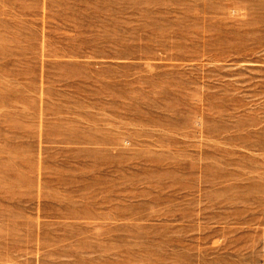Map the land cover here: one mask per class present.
<instances>
[{
	"label": "rangeland",
	"instance_id": "374dc122",
	"mask_svg": "<svg viewBox=\"0 0 264 264\" xmlns=\"http://www.w3.org/2000/svg\"><path fill=\"white\" fill-rule=\"evenodd\" d=\"M0 264H264V0H0Z\"/></svg>",
	"mask_w": 264,
	"mask_h": 264
}]
</instances>
